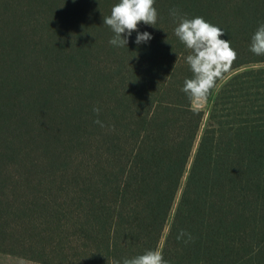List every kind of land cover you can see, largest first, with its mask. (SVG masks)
<instances>
[{
  "label": "trees",
  "instance_id": "obj_1",
  "mask_svg": "<svg viewBox=\"0 0 264 264\" xmlns=\"http://www.w3.org/2000/svg\"><path fill=\"white\" fill-rule=\"evenodd\" d=\"M118 2L0 0V257L264 264V56L249 51L264 0H156L138 26L153 38L114 47ZM174 8L238 54L207 110L181 91Z\"/></svg>",
  "mask_w": 264,
  "mask_h": 264
},
{
  "label": "clouds",
  "instance_id": "obj_2",
  "mask_svg": "<svg viewBox=\"0 0 264 264\" xmlns=\"http://www.w3.org/2000/svg\"><path fill=\"white\" fill-rule=\"evenodd\" d=\"M156 0H119L110 11V15H103V25L108 26L114 33L109 44L114 47L127 46L133 32H137L136 44L149 42L153 37L148 32L140 33V23L155 27L158 12L155 7ZM170 16L176 22L174 35L188 50L185 62L192 73L186 78L181 91L193 102H201L207 97L216 81L227 73L232 63L237 59V52L231 47L230 40L221 39L225 31L218 26L207 22L203 17L187 18L181 15L178 9H171ZM249 51L257 56H264V23L260 24L251 37ZM179 59V57H178ZM178 62V60H177ZM176 62V63H177ZM176 65V64H175ZM98 116L100 109L93 108ZM95 123L103 127L101 121ZM187 236L188 243L192 240L191 234L181 230L177 241ZM116 264H168L162 252L149 249L132 258H125Z\"/></svg>",
  "mask_w": 264,
  "mask_h": 264
},
{
  "label": "rangeland",
  "instance_id": "obj_3",
  "mask_svg": "<svg viewBox=\"0 0 264 264\" xmlns=\"http://www.w3.org/2000/svg\"><path fill=\"white\" fill-rule=\"evenodd\" d=\"M196 105L207 110L209 104L205 99H203L201 102L196 103ZM205 122H206V117L205 120L203 121L201 129H203ZM0 264H34V263H31L29 261L14 259L10 257H0Z\"/></svg>",
  "mask_w": 264,
  "mask_h": 264
}]
</instances>
